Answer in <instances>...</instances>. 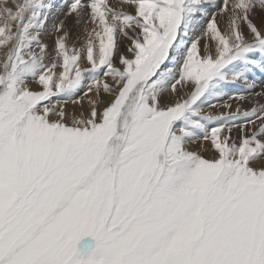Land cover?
<instances>
[{"label": "snow or ice", "instance_id": "6c2138e0", "mask_svg": "<svg viewBox=\"0 0 264 264\" xmlns=\"http://www.w3.org/2000/svg\"><path fill=\"white\" fill-rule=\"evenodd\" d=\"M53 7H0V264H264V104L204 111L264 96V0H62L80 47Z\"/></svg>", "mask_w": 264, "mask_h": 264}, {"label": "rangeland", "instance_id": "374dc122", "mask_svg": "<svg viewBox=\"0 0 264 264\" xmlns=\"http://www.w3.org/2000/svg\"><path fill=\"white\" fill-rule=\"evenodd\" d=\"M2 1V2H1ZM5 0H0V7H3V5H4V2ZM8 1H10V2H8V5L9 6H13V1H11V0H8ZM110 3H112L114 6H116V5H118L119 4V0H110ZM11 4V5H10ZM54 4H55V7H53V9H52V16L50 17V19H49V21H48V27H49V29H50V27H51V24L53 23V20H56V21H59V20H61V19H65V16H64V13L67 11V9L66 8H64L63 9V11H58V9H59V7H60V5L62 4V0H54ZM126 10H128V11H133L130 7H127L126 8ZM214 9H209V11L211 12V11H213ZM220 16V15H219ZM219 16L217 17V20L219 19ZM225 17V20H223V24L225 25V28H226V22H227V18H226V16H224ZM75 20H76V18H75V16H69V18L67 17V19H65V24H66V29H67V31L69 32V39H68V43H69V45H75L76 47H80L82 44H83V42H84V36H85V33H84V27H85V25L83 24V23H81L79 26H77L76 25V23H75ZM2 22H3V17L2 16H0V24H2ZM206 23V20L205 21H202V27L198 30V31H196V32H194V33H192V36L193 37H195V36H197V35H200L201 34V32L203 31V24H205ZM88 27H91V25L89 24L88 25ZM224 27V26H223ZM246 35H249V37H250V34L249 33H245ZM55 33H53V32H51V31H46L44 34H43V41L46 43V44H48L49 45V50H51V47H52V45H53V43H54V37H55ZM72 36V37H71ZM203 43H204V40H203V38L201 39V42H200V47H201V50L203 51ZM129 44H130V41H128L126 38H124V37H120V40H119V51L121 52V53H123L125 56H128V57H131V53H129L128 52V46H129ZM209 44H210V47H212L211 45H212V42L211 41H209ZM212 50V49H211ZM213 51H214V48H213ZM214 53V52H213ZM116 63H117V66H120L119 65V62H118V60L116 61ZM82 66L83 67H88L89 65L87 64V62L86 61H84V62H82ZM168 66H172L171 64H169ZM260 69V71L261 70H263L264 68H255V70L254 69H252L254 72H252V70H250V76H253L254 75V73H256V71H258ZM264 71V70H263ZM258 75H255L254 77L256 78ZM109 79V81L111 80V78H108ZM255 80V79H254ZM257 83H258V85H264V74H262L261 73V77H258L257 78ZM260 82V83H259ZM239 85H241V86H239ZM232 88H231V87ZM233 86L235 87V88H233ZM182 88H184V96H186L190 91H191V89H192V85L191 84H189V85H187L186 87H181L180 88V90L182 89ZM242 90L243 89V85L242 84H232V85H229L227 88H225V91H228V92H232V91H230V90ZM180 90H178V91H180ZM261 89H260V87L258 86L257 88H255V89H253L252 90V92L253 93H255V92H259ZM82 92H83V89H81V91L80 92H78L76 95L77 96H79V95H81L82 94ZM176 94L177 93H175V94H173V93H171V92H169L168 94H167V96L165 97V99L168 101V102H171V100L173 99V98H175V96H176ZM259 97V98H258ZM248 98V99H247ZM246 99H244V100H242V101H247V103H245V105L246 106H243L241 109L242 110H246V109H250L254 104H257V103H259V104H264V96H255V99H252V100H249V96L247 97ZM53 99H55V98H53ZM104 99L107 101V100H109L110 99V97H108V96H105L104 97ZM251 99V98H250ZM263 99V100H262ZM222 100V101H221ZM253 100H255V101H253ZM225 101H227L229 104L230 103H237V105L238 104H240V102L241 101H238V100H235V99H232V100H229L228 99V97L226 96V97H223L222 99H220V100H218V101H216V100H213L212 101V103L213 104H215L216 105V107H214V108H211V109H209L207 106H205V108H204V111L205 112H208V111H211L213 114H217V113H219V112H223V111H226L225 110V107L223 106L224 104H225ZM259 101V102H258ZM250 104H249V103ZM256 102V103H255ZM248 104V105H247ZM67 110L70 112V113H79L81 110H83V111H85V112H87V110H88V101H87V98H85L84 100H83V103H82V105H73L72 103H68L67 104ZM84 107V108H83ZM230 110V109H229ZM236 109H233V110H231V111H235ZM232 135L235 137V136H237L238 135V130H234L233 131V133H232ZM198 145H194L193 147H197ZM207 147L210 149L209 151H206V152H203L202 154L207 158V157H211V156H213V155H215V153H214V151H212L211 150V145L210 144H207Z\"/></svg>", "mask_w": 264, "mask_h": 264}, {"label": "bare ground", "instance_id": "6f19581e", "mask_svg": "<svg viewBox=\"0 0 264 264\" xmlns=\"http://www.w3.org/2000/svg\"><path fill=\"white\" fill-rule=\"evenodd\" d=\"M11 1H13V3H15V2H18V0H11ZM2 2V1H1ZM8 2H10V1H8L7 0V4H8ZM3 3H5V1L3 2ZM11 5V4H10ZM9 6V5H8ZM131 8V7H130ZM132 9V8H131ZM133 10V9H132ZM261 15H264V13H260L259 12V10L257 11V14L253 17V19L257 22V23H260V17H261ZM219 16V15H218ZM217 16V17H218ZM69 18V17H68ZM227 18V17H226ZM223 20H225V17L224 16H219V19H218V24H219V26H220V28H221V30L223 31L224 29H225V25L223 24ZM226 24V23H225ZM224 26V27H223ZM72 37V36H71ZM212 47H210V50L212 49V51H213V48H214V45H211ZM214 52V51H213ZM252 70V69H251ZM254 70H255V68H254ZM264 70V69H263ZM263 70H261L260 71V69L258 70V71H256V73H254V75L253 76H250L252 79H255V80H257V78L258 77H261V73L262 74H264V71ZM252 72H254L253 70H252ZM255 75H258L256 78L254 77ZM260 83V82H259ZM239 86H241V85H239ZM231 87V86H230ZM236 87V86H235ZM234 86H233V88H235ZM232 88V87H231ZM180 90V89H179ZM230 91H233L232 89L230 90ZM186 94V93H185ZM184 94V88H182L180 91H178L177 92V94H176V96H175V98H173L172 100H171V102H175V100L176 99H178V98H180V97H182V96H184L185 95ZM226 97V96H225ZM248 97V96H247ZM251 98V99H250ZM259 98V97H258ZM248 99V98H247ZM252 99H255V95H249V100H252ZM263 100V99H262ZM222 101V100H221ZM253 101H255V100H253ZM259 102V101H258ZM245 103H247V101L245 102V101H241L240 102V104H238L237 105V103L235 104V103H230L231 104V108H230V110L229 109H227V108H225V110L226 111H231V110H233V109H236V107L237 106H239L240 108H242L243 106H246L245 105ZM249 103V102H248ZM251 103V102H250ZM249 103V104H250ZM256 103V102H255ZM248 105V104H247ZM84 108V107H83Z\"/></svg>", "mask_w": 264, "mask_h": 264}]
</instances>
